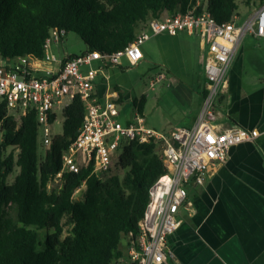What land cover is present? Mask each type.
<instances>
[{"label":"trees","instance_id":"1","mask_svg":"<svg viewBox=\"0 0 264 264\" xmlns=\"http://www.w3.org/2000/svg\"><path fill=\"white\" fill-rule=\"evenodd\" d=\"M195 2L0 0V60L42 57L53 29L75 34L86 46L84 52L113 53L135 39L140 25L164 12L186 13ZM200 2L223 24L236 16L238 4L261 6L264 0ZM143 102L132 104L141 112ZM83 115L76 97L62 112L61 134L41 154L34 113L15 121L0 102V264H113L125 253L121 241L127 247L137 237L149 188L165 173L154 144L124 143L114 171L103 179L82 170L64 174L59 189L47 187L60 171L61 154L75 138ZM83 181L82 199L74 201L73 192ZM63 219L71 225L65 237ZM40 231H45L43 237Z\"/></svg>","mask_w":264,"mask_h":264},{"label":"built area","instance_id":"2","mask_svg":"<svg viewBox=\"0 0 264 264\" xmlns=\"http://www.w3.org/2000/svg\"><path fill=\"white\" fill-rule=\"evenodd\" d=\"M201 7V11L197 9ZM231 21L218 24L196 0L186 13L164 19H150L146 29L122 50L113 53L84 52L60 58L51 52L65 37L62 29H53L43 44L42 57H17L0 60V102L7 116L19 121L28 112L35 115L37 144L44 153L53 137L52 126L57 112L78 97L84 115L77 134L61 154V169L47 186L60 188L64 174L88 172L103 179L118 161L124 143L154 144L160 154L165 173L157 178L148 191V201L138 223L137 237L126 247L125 253L113 264H163L168 239L179 228L180 207L186 203V186L204 183L208 172L225 162L228 151L243 143H254L264 134L262 129L231 127L217 130L216 121L221 91L232 59L242 37L250 34L264 40V3L251 20L241 26ZM180 32L196 35L208 48L203 61L206 92L194 126L174 129L168 135L145 126L142 114L133 107L132 121L122 125L118 121L121 103L118 99L99 101L94 94V81L104 76L107 67L118 66L124 58L130 66L142 58L140 46L149 38ZM98 63L99 66H94ZM165 80L159 73L148 83L149 89ZM166 87L170 83H165ZM85 181L73 192L84 190Z\"/></svg>","mask_w":264,"mask_h":264},{"label":"crops","instance_id":"3","mask_svg":"<svg viewBox=\"0 0 264 264\" xmlns=\"http://www.w3.org/2000/svg\"><path fill=\"white\" fill-rule=\"evenodd\" d=\"M168 16L164 12L156 19ZM236 17L239 26V14ZM145 29L146 24L140 25L136 34ZM263 41L250 34L242 37L221 91L217 130L262 129L264 62L253 56L264 51ZM140 50L142 58L136 65L152 69L153 78L165 73V80L137 94L129 64L122 58L120 65L107 67L104 76L96 78L95 96L101 102L120 99L117 119L122 125L132 121V103L144 99L140 113L146 127L166 135L192 128L206 92L207 46L196 35L180 32L174 37L153 36ZM186 193L177 215L181 224L168 239L170 253L163 264H264V134L254 143L232 147L203 185L190 182Z\"/></svg>","mask_w":264,"mask_h":264},{"label":"rangeland","instance_id":"4","mask_svg":"<svg viewBox=\"0 0 264 264\" xmlns=\"http://www.w3.org/2000/svg\"><path fill=\"white\" fill-rule=\"evenodd\" d=\"M261 6H258V5L257 6H254V5L244 6L243 4H238L237 14H239L240 19L237 22V24H239V26H241L245 22L251 20L254 13ZM84 51H86V46L73 33H68L58 45H56V46L53 45L51 47V52L60 58H63L65 56H70V55H79V54L83 53ZM253 57L259 58L260 61L264 62V51H259V52L255 53ZM245 66H246V69L249 67L248 62H246ZM127 70L130 73V75L132 76V81L134 83V87H135L137 94L141 93L142 91L146 92L148 90L149 81L151 79H153V77H150L153 73V70L142 67L140 65H136V66L135 65L134 66L128 65ZM129 111L130 110L128 108V112ZM62 121H63V117H62L61 112H57V120L52 126V133L54 135H60L61 134ZM0 140H1V132H0ZM41 154H43V153H41ZM112 171H114V170H112ZM16 174H17V170H15V172L11 176L8 177L7 182L12 183L14 176ZM83 191L84 190H81L79 193L75 194L73 197V200L74 201L81 200ZM61 226H62V230H63L62 237H65L68 234L71 225L67 219H63L61 221ZM39 233H40V237H43L45 234V231H40ZM119 247L123 252L126 251V245H125L124 241H121Z\"/></svg>","mask_w":264,"mask_h":264}]
</instances>
